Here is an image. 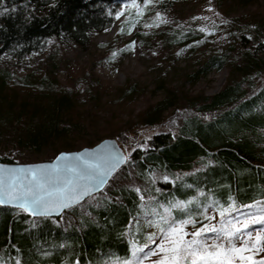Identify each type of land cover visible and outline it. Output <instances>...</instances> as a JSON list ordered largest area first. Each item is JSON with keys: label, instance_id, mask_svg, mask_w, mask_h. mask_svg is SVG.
I'll list each match as a JSON object with an SVG mask.
<instances>
[{"label": "trees", "instance_id": "1", "mask_svg": "<svg viewBox=\"0 0 264 264\" xmlns=\"http://www.w3.org/2000/svg\"><path fill=\"white\" fill-rule=\"evenodd\" d=\"M247 1L252 0H239L242 4ZM126 2L132 0H0V59L14 67H26L30 56L42 52L51 39L65 47L85 48L94 34L115 23ZM172 5L173 0H162L156 8L165 13ZM129 19L126 24L138 16L131 12ZM162 33L167 46L184 47L199 40L198 32L173 27ZM150 35L143 31L139 34L147 45L152 42ZM245 38L239 37L238 50L232 46L222 54L211 53L189 78L192 82L211 70L221 71L234 61L233 53L241 51L238 55L244 78L257 73V85L247 90L243 81H232L214 96L204 98L203 103L190 107L195 109L175 110L174 119L181 123L174 133L164 131L161 118L176 107L178 92L161 81L156 90L165 89V96L148 109L147 119L114 138L142 177L157 170L170 175L187 173L203 164L200 170L174 184L158 183L155 201L159 206L187 201L198 192L215 204H232L231 216L242 208L264 203V43L256 38L247 44ZM8 75L0 70V135L13 125H21L23 133L18 143L37 152L48 148L54 154L48 160L69 147L74 140L70 137L83 135L86 127L67 116L72 105L67 93L59 97L50 94L44 103L33 102L32 109L25 108L23 102L15 112V100L1 94ZM136 91L132 85L126 92ZM0 162L12 164L14 160L2 155ZM142 204L134 191L118 188L100 208H89L92 219L78 218L68 228L60 225L64 214L56 219H33L20 210L0 207V264H104L111 259L129 260L130 239L140 226ZM76 207L68 211L76 214ZM172 211L174 218H184L183 211ZM138 230L143 244L145 229Z\"/></svg>", "mask_w": 264, "mask_h": 264}, {"label": "rangeland", "instance_id": "2", "mask_svg": "<svg viewBox=\"0 0 264 264\" xmlns=\"http://www.w3.org/2000/svg\"><path fill=\"white\" fill-rule=\"evenodd\" d=\"M160 1L152 0L151 4L126 2L115 23L94 34L85 48L65 47L51 39L42 52L30 56L26 67H14L8 60L0 59V70L9 73L1 94L5 99L15 100V112L23 102L27 109H32L35 101L44 103L50 94L59 97L64 92L71 98L67 116L86 128L82 136L70 137L73 142L55 156L59 152L93 147L103 139H114L122 131L137 128L147 119L148 109L164 98L165 89L156 90L161 81L178 92L176 107L161 118L164 131L174 133L181 123L174 119L175 110L192 109L190 107L203 103L204 98L214 96L232 81H243L247 90L258 84L257 73L244 78L238 55L241 51L233 53L234 61L221 71L211 70L192 82L189 76L211 53L222 54L232 46L238 47L240 36H246L247 44L256 38L264 43V0L245 4L239 0H173L171 10L165 13L156 8ZM131 12H135L138 19L126 24ZM141 26L144 33L152 34L151 45L145 44L139 36ZM172 27L182 32H198L199 40L184 47L167 46L162 32ZM236 64L238 67L234 68ZM132 85L137 91L126 92ZM22 133L21 125H13L0 135V156H9L14 160L12 164L49 161L54 154L48 148L37 152L18 143ZM125 155V167L115 174L104 191L76 207L78 217L68 211L60 218L64 228L78 218H91L89 208H100L102 201L118 188L125 187L139 195L143 203L140 226L131 235L130 259H111L104 264H177L173 259L176 254L170 251L175 245L170 241L181 238L185 242L200 241L192 246L200 252L217 250L209 245H220L225 250L233 246L248 249L239 254L230 253L232 264H251L240 256L251 257L257 262L264 260V222H259L264 218V203L242 208L231 216L232 204L228 207L215 204L211 198L203 199V192H198L187 201L161 207L155 201L158 183L174 184L200 170L203 164H197L187 173L170 175L157 170L142 177L131 164L128 153ZM174 209L183 211L184 218H174ZM139 228L145 229L143 244L138 236ZM173 228L178 231L173 233ZM213 228L216 231H211ZM199 229H204L203 234L194 237L192 233ZM180 247V255L186 258L180 259L178 264H191L192 258L183 251L185 245ZM196 261L197 264H219L218 260L205 262L199 257Z\"/></svg>", "mask_w": 264, "mask_h": 264}, {"label": "water", "instance_id": "3", "mask_svg": "<svg viewBox=\"0 0 264 264\" xmlns=\"http://www.w3.org/2000/svg\"><path fill=\"white\" fill-rule=\"evenodd\" d=\"M127 162V157L115 139H103L95 146L80 151L59 152L53 159L31 164L0 162V207L22 211L33 218H60L68 210L104 191L115 174ZM35 173V178L33 177ZM27 195L28 189L43 204L20 208L21 200H13L8 193ZM51 193V195H49Z\"/></svg>", "mask_w": 264, "mask_h": 264}, {"label": "snow or ice", "instance_id": "4", "mask_svg": "<svg viewBox=\"0 0 264 264\" xmlns=\"http://www.w3.org/2000/svg\"><path fill=\"white\" fill-rule=\"evenodd\" d=\"M132 3L135 4L136 0H132ZM146 4H151L152 0H145ZM33 177L35 178V173H33ZM15 189V185H13V191H10L8 193V195L10 196L11 199L13 200H21L22 203H20L19 207L24 209L25 211H28L29 209V201H28V196L32 197L31 200V204L33 205H40L43 204V198L42 197H37L35 195V193L32 192L31 188L28 189L27 195H21L18 194L14 191ZM49 195H51V193H49ZM0 203H3L2 200H0ZM254 222H257L256 220H254ZM259 222H264V218H260ZM248 225L245 224V227H247ZM173 233L177 232L178 230L173 228L171 230ZM182 231V229L180 230ZM211 231H216L214 228L211 229ZM237 231H239V229H237ZM204 232V229H199L197 231H195L194 233H192V235L194 237H200ZM173 245H175L173 248L170 249V251H172L173 253H175L176 255L173 257L174 260L178 261L180 259H185L186 257L181 256L180 252H181V245H185V247L183 248V251L187 253V257H191V264H197L196 258L199 257V259L204 260L205 262L209 261V260H218L219 264H232V257L230 255V253L232 254H239L243 251H247L248 249L245 248H237L235 246H233L231 249L225 250L223 248V246L220 245H209L208 247H212V248H216V251H208L207 249H204L202 252L197 251L196 249H194L192 246L193 245H198L200 243V241L193 239L191 241L185 242L183 241V238L179 239V240H171L170 241ZM162 251H164L165 249L161 248ZM240 259H247L249 261H251V264H264V260L261 261H253L251 257H244V256H240Z\"/></svg>", "mask_w": 264, "mask_h": 264}]
</instances>
